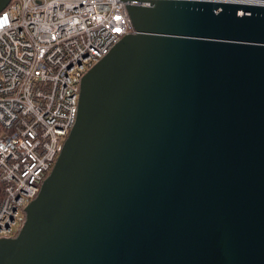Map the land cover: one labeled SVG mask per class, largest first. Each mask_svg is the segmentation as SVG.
<instances>
[{
	"label": "water",
	"instance_id": "1",
	"mask_svg": "<svg viewBox=\"0 0 264 264\" xmlns=\"http://www.w3.org/2000/svg\"><path fill=\"white\" fill-rule=\"evenodd\" d=\"M127 11L0 264H264V0Z\"/></svg>",
	"mask_w": 264,
	"mask_h": 264
},
{
	"label": "built area",
	"instance_id": "2",
	"mask_svg": "<svg viewBox=\"0 0 264 264\" xmlns=\"http://www.w3.org/2000/svg\"><path fill=\"white\" fill-rule=\"evenodd\" d=\"M10 0L0 12V239L14 237L77 116L80 83L122 37L129 4Z\"/></svg>",
	"mask_w": 264,
	"mask_h": 264
},
{
	"label": "trees",
	"instance_id": "3",
	"mask_svg": "<svg viewBox=\"0 0 264 264\" xmlns=\"http://www.w3.org/2000/svg\"><path fill=\"white\" fill-rule=\"evenodd\" d=\"M1 132H2V128L0 126V134H1ZM1 192H2V184L0 183V196H1ZM16 235H17V233L14 236H16Z\"/></svg>",
	"mask_w": 264,
	"mask_h": 264
}]
</instances>
